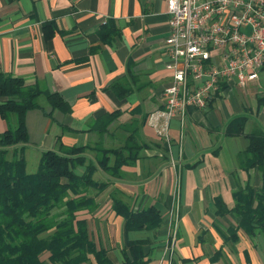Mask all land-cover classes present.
Masks as SVG:
<instances>
[{
    "label": "crops",
    "instance_id": "0c3cea01",
    "mask_svg": "<svg viewBox=\"0 0 264 264\" xmlns=\"http://www.w3.org/2000/svg\"><path fill=\"white\" fill-rule=\"evenodd\" d=\"M164 9V0H0V71L57 92L70 107L69 113L53 111L54 120L40 109L26 112L25 166L29 157L39 159L42 150L55 149L58 135L66 146L104 148L121 147L128 136L129 148L138 150L134 163L122 165L117 176L97 169L92 178L106 186L89 191L96 204L91 211L77 212L95 248H103L115 264L122 260L126 240L134 239L148 240L147 264H264L261 238L250 239L239 228L235 236L228 232L238 222L230 212L232 190L245 184L257 188L260 171L238 168L237 154L246 140L221 133L228 118L240 114L247 117L245 132L264 131V66L256 79L220 88L205 108H188L183 118H172L166 147L145 122L160 106L171 74L162 51L168 32ZM48 20L57 31L45 40L40 23ZM104 24L116 30L107 42L98 37ZM113 83L128 92L119 96ZM111 112L116 117L106 132L89 130ZM127 123L128 131L121 129ZM5 128L0 118V132ZM86 156L93 159V152L87 150ZM114 198L132 211L155 207L160 224L126 231L111 208ZM216 199L228 212L216 214ZM173 207L172 238L168 213ZM88 264L96 263L90 257Z\"/></svg>",
    "mask_w": 264,
    "mask_h": 264
},
{
    "label": "trees",
    "instance_id": "16d2710c",
    "mask_svg": "<svg viewBox=\"0 0 264 264\" xmlns=\"http://www.w3.org/2000/svg\"><path fill=\"white\" fill-rule=\"evenodd\" d=\"M40 28L45 40L57 31L52 20L43 21ZM115 34L116 30L108 24L98 31L102 42L109 41ZM111 87L116 93L120 92L119 96L128 92V88L116 83ZM224 87V84L220 86ZM0 99V118L6 124L0 132V264H88L90 257L96 264H115L107 258L103 248H95L87 234L85 220L79 219L77 212L91 211L96 204L89 191L99 192L106 186L105 182L94 180L92 174L99 169L112 176L119 175L122 165L134 163L138 150L129 148L128 136L123 146L104 148L88 144L66 146L58 135L56 148L42 150L36 169L28 173L24 159V150L29 144L26 112L40 109L54 120L53 111L69 113L70 107L57 92L26 84L23 78L2 71ZM40 99L48 106L47 110ZM115 117L116 112L104 114L89 130L104 133ZM246 119L244 114L231 116L221 133L246 140L237 154L238 168L245 172L251 168L259 170L260 183L257 188L245 184L232 190L230 212L238 222L235 229L229 228L228 232L235 236L239 228L248 238L259 237L264 242V131L254 128L245 132ZM130 126L131 123H127L120 127L128 131ZM61 129L68 130L64 126ZM129 138L132 140L131 135ZM87 150L93 152V159L86 156ZM77 167L83 168L80 174L75 172ZM215 202L218 203L216 214L228 212L219 199ZM111 208L123 218L126 231L151 230L161 222L153 206L132 211L125 202L114 198ZM151 251L146 239L126 240L118 264H147Z\"/></svg>",
    "mask_w": 264,
    "mask_h": 264
},
{
    "label": "built area",
    "instance_id": "2783aa9c",
    "mask_svg": "<svg viewBox=\"0 0 264 264\" xmlns=\"http://www.w3.org/2000/svg\"><path fill=\"white\" fill-rule=\"evenodd\" d=\"M164 68L171 74L160 106L145 119L169 146V123L203 109L222 84L244 85L264 66V0H164ZM173 238L176 208L168 213Z\"/></svg>",
    "mask_w": 264,
    "mask_h": 264
},
{
    "label": "rangeland",
    "instance_id": "374dc122",
    "mask_svg": "<svg viewBox=\"0 0 264 264\" xmlns=\"http://www.w3.org/2000/svg\"><path fill=\"white\" fill-rule=\"evenodd\" d=\"M44 105V104H43ZM246 130H249L248 127L245 128ZM38 159L37 157H29L26 161L25 171L28 173L33 172L36 169ZM42 258V257H41Z\"/></svg>",
    "mask_w": 264,
    "mask_h": 264
}]
</instances>
